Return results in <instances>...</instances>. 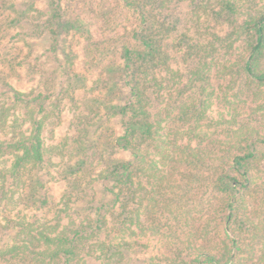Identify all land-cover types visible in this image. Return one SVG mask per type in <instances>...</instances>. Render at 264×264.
Wrapping results in <instances>:
<instances>
[{"label":"trees","instance_id":"trees-1","mask_svg":"<svg viewBox=\"0 0 264 264\" xmlns=\"http://www.w3.org/2000/svg\"><path fill=\"white\" fill-rule=\"evenodd\" d=\"M261 59L248 0H0V264H264V140L209 110Z\"/></svg>","mask_w":264,"mask_h":264},{"label":"rangeland","instance_id":"rangeland-1","mask_svg":"<svg viewBox=\"0 0 264 264\" xmlns=\"http://www.w3.org/2000/svg\"><path fill=\"white\" fill-rule=\"evenodd\" d=\"M251 3L254 2L257 7L264 6V0H248ZM75 4V2H72ZM83 12V15L89 17V13ZM91 18V17H89ZM91 29L94 36L99 37L102 33H107L108 30L105 29L102 18L100 17L91 18ZM243 42V39H241ZM66 47H71L75 52L77 57L75 58V68L79 73H84L88 84L91 86L92 81L97 77L95 70L92 71V68H87V64L84 60V50H82L83 43L68 40L63 44ZM255 66L258 68H263L264 59L259 60ZM216 85V80L214 81ZM88 85V86H89ZM83 91V90H81ZM87 92V95L97 94L99 91L96 88L95 90ZM264 103V84L257 85L253 82H248L244 80L243 77L236 79L235 84H230L224 90L216 88L215 97L210 102L209 110L213 117L216 119H222L224 126H228L231 130L237 131L239 128L251 129L254 127L260 134L254 136V138L259 139L260 142L264 140V111L258 110L257 106ZM255 108V109H254ZM257 109V110H256ZM253 131V129L251 130ZM51 188L53 191L58 194L61 187L58 182H51ZM144 242L150 241L149 237L142 238ZM149 254V250L143 248L141 251L133 255L135 264H140L144 257Z\"/></svg>","mask_w":264,"mask_h":264}]
</instances>
